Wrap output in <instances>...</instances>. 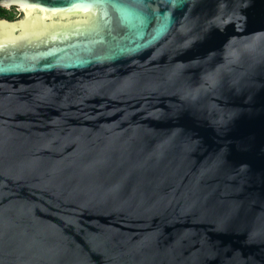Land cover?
<instances>
[{
    "label": "water",
    "instance_id": "1",
    "mask_svg": "<svg viewBox=\"0 0 264 264\" xmlns=\"http://www.w3.org/2000/svg\"><path fill=\"white\" fill-rule=\"evenodd\" d=\"M0 8V264H264V0Z\"/></svg>",
    "mask_w": 264,
    "mask_h": 264
},
{
    "label": "trees",
    "instance_id": "2",
    "mask_svg": "<svg viewBox=\"0 0 264 264\" xmlns=\"http://www.w3.org/2000/svg\"><path fill=\"white\" fill-rule=\"evenodd\" d=\"M0 19H6L9 21L15 20L12 11H7L5 9L0 8Z\"/></svg>",
    "mask_w": 264,
    "mask_h": 264
},
{
    "label": "rangeland",
    "instance_id": "3",
    "mask_svg": "<svg viewBox=\"0 0 264 264\" xmlns=\"http://www.w3.org/2000/svg\"><path fill=\"white\" fill-rule=\"evenodd\" d=\"M13 12V16L15 17V19H21L22 15H18L17 12H15L14 10H11Z\"/></svg>",
    "mask_w": 264,
    "mask_h": 264
},
{
    "label": "flooded vegetation",
    "instance_id": "4",
    "mask_svg": "<svg viewBox=\"0 0 264 264\" xmlns=\"http://www.w3.org/2000/svg\"><path fill=\"white\" fill-rule=\"evenodd\" d=\"M11 10H14L15 12H17V10H16L15 8H13V9H11ZM11 10H9V11H11ZM17 14L19 15L20 13L17 12Z\"/></svg>",
    "mask_w": 264,
    "mask_h": 264
}]
</instances>
